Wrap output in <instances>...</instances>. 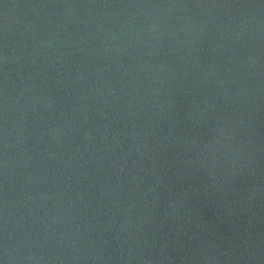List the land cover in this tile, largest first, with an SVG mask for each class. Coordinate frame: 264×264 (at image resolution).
Masks as SVG:
<instances>
[{
  "label": "water",
  "instance_id": "obj_1",
  "mask_svg": "<svg viewBox=\"0 0 264 264\" xmlns=\"http://www.w3.org/2000/svg\"><path fill=\"white\" fill-rule=\"evenodd\" d=\"M0 264H264V0H0Z\"/></svg>",
  "mask_w": 264,
  "mask_h": 264
}]
</instances>
